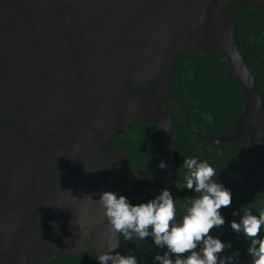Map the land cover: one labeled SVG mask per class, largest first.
Wrapping results in <instances>:
<instances>
[{
	"label": "water",
	"instance_id": "obj_1",
	"mask_svg": "<svg viewBox=\"0 0 264 264\" xmlns=\"http://www.w3.org/2000/svg\"><path fill=\"white\" fill-rule=\"evenodd\" d=\"M241 8L264 0H0V264L98 262L116 242L123 254L135 238L112 234L96 199L156 182L179 207L183 131L246 141L264 178V87L236 38ZM199 98L244 109L199 134Z\"/></svg>",
	"mask_w": 264,
	"mask_h": 264
},
{
	"label": "clouds",
	"instance_id": "obj_2",
	"mask_svg": "<svg viewBox=\"0 0 264 264\" xmlns=\"http://www.w3.org/2000/svg\"><path fill=\"white\" fill-rule=\"evenodd\" d=\"M258 101V105H259ZM158 167L167 164L160 161ZM183 186L197 195L190 198L185 210L178 212V199L169 188L161 189L149 199L133 203L115 191H102L96 202L110 225L112 234L125 240H151L161 249L153 256L156 264H235L239 249H231V241H224L213 230L225 224L221 209L232 204V191L217 181L218 170L207 159L186 157L182 161ZM91 197V196H89ZM254 204L242 208L238 220L229 227L248 242L246 249L251 264H264V210L255 213ZM119 242L109 243L98 256V264H138L135 255L116 251Z\"/></svg>",
	"mask_w": 264,
	"mask_h": 264
},
{
	"label": "flooded vegetation",
	"instance_id": "obj_3",
	"mask_svg": "<svg viewBox=\"0 0 264 264\" xmlns=\"http://www.w3.org/2000/svg\"><path fill=\"white\" fill-rule=\"evenodd\" d=\"M251 63H254L253 59H251ZM253 70L258 83L259 81L264 82V67H260L258 70L254 67ZM257 71L259 72L258 74ZM198 79L199 75L192 77L191 84L196 85ZM262 85L264 86V84ZM194 102V109L198 116V121L195 124L196 129H198L199 134L201 131V133L210 136H213L216 132L225 131L231 126L233 127L240 119L244 109L242 105L241 108L238 106L237 101H232L227 105H223L224 102L222 104L208 105L204 100H200L199 98ZM215 127L219 131L214 130ZM193 156L200 159H207L218 170L215 179L223 182L232 191V204L226 209H221L225 216V224L220 228L214 229L213 234L219 236L224 241H231L235 246L236 244L248 245L244 237H239L238 242L235 241L237 238L232 236L231 233L228 235L222 233V231L226 230L234 232L229 227V222L237 217L233 215V212L241 213L242 208L248 206L250 202L253 204L261 202V210H264V188H262L264 186L263 169L259 166V163L253 164L250 161L247 142L241 139L234 144L204 143L198 137L188 133V131L181 132L177 141V154L175 158V185L178 190L171 187L179 194L180 204L178 212L180 213L185 210L188 200L197 195L193 191L185 189L183 186L184 170L182 168V161L186 157ZM159 187V184L156 182H126L122 185V190L124 195L129 198L139 196V199L134 198L131 200L133 203H138L156 195L155 192H157ZM215 232L221 233L217 234ZM161 251V249L152 245L150 239L144 241L133 239L126 254L131 253L135 255L138 259V264H156L153 256ZM60 264H98V262L96 260L94 262L89 260H71Z\"/></svg>",
	"mask_w": 264,
	"mask_h": 264
},
{
	"label": "trees",
	"instance_id": "obj_4",
	"mask_svg": "<svg viewBox=\"0 0 264 264\" xmlns=\"http://www.w3.org/2000/svg\"><path fill=\"white\" fill-rule=\"evenodd\" d=\"M235 34L240 44L241 49L244 51L247 62L254 72V67L258 70L260 67H264V10L255 8H241L235 12ZM251 59L254 63H251ZM259 72L257 71V74ZM260 86L264 82L259 81ZM261 87H264L263 85ZM128 181L123 180L122 185ZM134 183V182H132ZM124 195V192L122 190ZM237 238L235 241L239 242L240 236H234ZM248 245L232 244L231 249H225L223 255H230L234 250L239 249V256L235 260V264H251V258L247 254ZM85 261H93L94 259H78ZM60 264V263H59Z\"/></svg>",
	"mask_w": 264,
	"mask_h": 264
}]
</instances>
